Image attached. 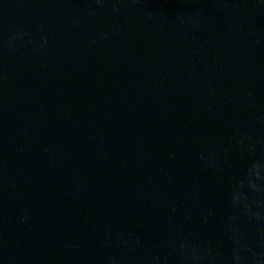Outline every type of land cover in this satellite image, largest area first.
Returning <instances> with one entry per match:
<instances>
[{"label": "water", "instance_id": "water-1", "mask_svg": "<svg viewBox=\"0 0 264 264\" xmlns=\"http://www.w3.org/2000/svg\"><path fill=\"white\" fill-rule=\"evenodd\" d=\"M0 264H264V0H0Z\"/></svg>", "mask_w": 264, "mask_h": 264}]
</instances>
